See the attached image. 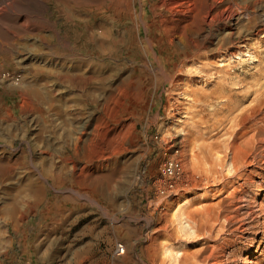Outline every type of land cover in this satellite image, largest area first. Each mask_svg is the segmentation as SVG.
I'll list each match as a JSON object with an SVG mask.
<instances>
[{
	"label": "rangeland",
	"instance_id": "1",
	"mask_svg": "<svg viewBox=\"0 0 264 264\" xmlns=\"http://www.w3.org/2000/svg\"><path fill=\"white\" fill-rule=\"evenodd\" d=\"M45 2L46 21L31 19L28 30L19 27L21 19L12 22L16 10L0 11V22L17 34L15 37L0 26V72L10 75L0 80V264H160L164 207L176 192L174 182L178 180L167 164L173 136L167 134L171 99L164 86L157 88V81L135 71L134 57L158 67L155 50L159 53V44L154 42L153 48L149 42L157 38L158 28L188 23L202 27L209 12L229 9H249L254 18L234 41L251 37L256 42L259 36L254 35V24L264 14V0ZM2 7L4 2L0 10ZM218 26L223 28L222 34L231 22ZM104 30L109 32L100 35ZM178 31L170 30L168 35ZM172 37L174 46L180 47L178 38ZM171 49L158 55L165 69L179 59L169 53ZM248 61L240 70L248 73L259 68H249ZM263 78L258 81L263 87L258 90V102H253L255 95L247 92L250 84L246 83L238 90L242 93L234 111L227 113L231 123L226 120L221 130L212 126L210 133H203L205 143H228L239 121L255 122L257 139L252 140L250 152L259 161L248 167L250 173L239 181H245L242 187L198 198L196 206L209 203L220 211L223 232L207 225L211 233L191 245L194 264H264ZM105 98L104 123L111 127L118 121V130L127 127V150L114 157L116 161L109 162L107 170L82 174L81 178L94 181L89 180V187L81 190L89 196L85 199L71 192L80 187L70 176L80 174L86 159L94 167L97 139L87 147V137L79 141L76 136L83 124L89 132L94 118L103 115ZM63 155L69 163L62 167ZM72 163L77 164L74 171ZM103 174L107 176L100 182Z\"/></svg>",
	"mask_w": 264,
	"mask_h": 264
},
{
	"label": "bare ground",
	"instance_id": "2",
	"mask_svg": "<svg viewBox=\"0 0 264 264\" xmlns=\"http://www.w3.org/2000/svg\"><path fill=\"white\" fill-rule=\"evenodd\" d=\"M1 2L5 3V7H2L0 10L3 12L2 14H4V11L8 8L16 10L17 14H14L12 22L18 23L21 19L19 27H22V29L28 30L31 25V19L46 21L44 17L47 8L45 0H0V3ZM237 4L239 5V3ZM209 10L211 9L209 8ZM22 11L24 12L23 14ZM249 12V9L239 10V12H235L234 9H229L225 12H215V14L209 12L207 14L209 18L202 27L201 25L200 27L199 25L193 27L192 23L188 22L186 25L180 24L181 26L174 24V26L169 24H167L168 26H160L161 28L157 30V38L155 41L149 39L151 47H153L154 42L159 44V53L155 50L156 60L159 63L158 67L150 66L146 61L144 62L141 60L139 56L134 57L136 59L135 71L141 70L149 77L150 81H157V88L164 86V90L170 95L169 99H171V104L167 107V109L169 108L167 110V118L168 121H171L170 124H168L167 134L173 136L169 143L171 153L169 155V163L167 164L171 171L170 173H173L175 175L174 178L178 180L174 182L176 192L171 195L170 201L165 204V211H162L164 220L162 225L163 240L159 248L161 256L160 264L195 263L191 245L202 239L207 232L211 233L207 225H211L212 230L215 226H217V231L221 232L223 230V224L220 222V211H215L213 205L209 203L202 204L201 206L197 204L198 206H196V203H200L197 201L198 198L205 197L209 194L212 195L217 191L220 192L218 194L220 195L231 187L235 190L236 185L242 187L246 183L245 181L243 183L239 181L243 180L250 173L248 167L259 161L251 157L250 152L253 149L252 140L254 138L257 139L255 131L253 132L254 128L258 125H256L255 122V124L252 123L247 125L248 122L239 121V123L236 124L238 128L235 129L236 132L232 133V136L230 135L231 139L230 141L228 140V143H205L203 140L205 138L203 135L204 131L208 130L209 132L212 126L220 128L221 130L226 120H229L231 123L230 118H228L230 114L227 113L234 111L236 106L235 103L240 99V97L237 98L238 94L242 93L238 90H240L243 85L246 83L250 84V91L248 90L247 92L255 95L253 97V102H258V90L263 88L258 81H260L259 78L264 77V14L259 16L260 22L254 24L255 34H253L259 36L257 37V41L255 40L256 42H253L254 38L251 37L234 41L235 38L239 39L243 35V27L254 19L253 14L250 16ZM227 21L231 22V26L227 28V32L223 31L224 34L223 32L220 34L223 28H221V26L219 27L218 24L225 25ZM0 26L8 33L17 37L15 31L9 30L10 28L5 22H0ZM170 30H174L175 32L179 30V33L173 34L172 36L178 38V44L181 45L180 47L174 46L173 37L168 35ZM105 31L107 33L109 32V30H104L100 32V35H105ZM163 32L167 34L166 38ZM168 47L172 48L169 53L179 55V59H177L174 64L172 63L173 66L165 69L163 62L161 63L159 61L158 55L164 56ZM169 57L170 54L166 56L167 59H169ZM134 58L133 60H135ZM247 61L248 65L250 63L249 68H254L255 66H259V68L255 67L258 69L254 68L255 71L248 73L247 71H243V69L240 70V68H243V65L247 67L245 65ZM115 90H117V88ZM107 100L108 98H105L101 103L103 115L94 118L95 121L92 129L87 132L88 125L83 124L79 130V135L76 136L79 141L83 139V136H86L87 147L91 141L93 142V138L97 139L96 155L94 160H92L94 167L90 165L92 162L86 159L87 155H84L86 166L80 168V174H76L77 176H75V174L73 175V173L70 176L72 181L77 183L80 187V189H71V192L83 196L85 199H88L89 196L81 192V190L89 187V180L92 182L93 178H81L82 174L87 173L86 175H93L97 172L107 170L110 167L109 162H115L116 160L114 157L127 150V147L124 146L125 140L129 138V136L125 135L127 127L124 125L123 128L125 127V130H118L119 128L117 129V127L120 122L115 121L111 127L104 123V121H106L104 120V109L106 108ZM244 114L245 116L247 115L246 112ZM247 116H250L249 113ZM251 120L250 122H252ZM77 139L75 140L76 142ZM258 145L260 144L258 143ZM87 147L86 149L88 150ZM254 147L258 148L257 146ZM60 157L62 167L67 166L69 158L64 155ZM76 167L77 164L72 163L71 171H74ZM106 176L107 174H103L100 177V182L104 181ZM174 183L171 184L174 186ZM213 187L220 188L219 190H215ZM120 189H122V187H120L119 190ZM230 192L233 193L232 191ZM91 201L92 203H96L95 200ZM261 210L264 212V208ZM229 216L225 218L226 221L229 219ZM263 240L264 233L261 236V241L263 242ZM119 248L121 249L120 253H123L124 249L122 245H119ZM262 248L264 249V246H262Z\"/></svg>",
	"mask_w": 264,
	"mask_h": 264
},
{
	"label": "built area",
	"instance_id": "3",
	"mask_svg": "<svg viewBox=\"0 0 264 264\" xmlns=\"http://www.w3.org/2000/svg\"><path fill=\"white\" fill-rule=\"evenodd\" d=\"M8 77H10V75H9V73L8 72H0V80L2 79H6V78H8ZM17 79V78H16ZM117 249H119L118 251L120 252V248H119V245L117 246Z\"/></svg>",
	"mask_w": 264,
	"mask_h": 264
},
{
	"label": "crops",
	"instance_id": "4",
	"mask_svg": "<svg viewBox=\"0 0 264 264\" xmlns=\"http://www.w3.org/2000/svg\"><path fill=\"white\" fill-rule=\"evenodd\" d=\"M1 126H2V128H4V127H5V129L7 128V125H5L4 122L1 123Z\"/></svg>",
	"mask_w": 264,
	"mask_h": 264
}]
</instances>
